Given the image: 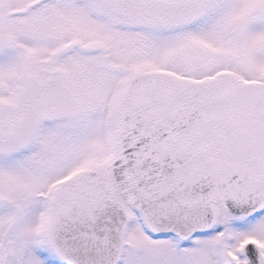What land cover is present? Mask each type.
<instances>
[{"label":"snow or ice","instance_id":"obj_1","mask_svg":"<svg viewBox=\"0 0 264 264\" xmlns=\"http://www.w3.org/2000/svg\"><path fill=\"white\" fill-rule=\"evenodd\" d=\"M0 264H264V0H0Z\"/></svg>","mask_w":264,"mask_h":264}]
</instances>
